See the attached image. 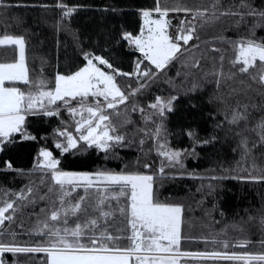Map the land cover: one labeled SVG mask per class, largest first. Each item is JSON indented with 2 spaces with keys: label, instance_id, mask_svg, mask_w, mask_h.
Returning <instances> with one entry per match:
<instances>
[{
  "label": "snow or ice",
  "instance_id": "1",
  "mask_svg": "<svg viewBox=\"0 0 264 264\" xmlns=\"http://www.w3.org/2000/svg\"><path fill=\"white\" fill-rule=\"evenodd\" d=\"M3 6L4 0H0V7ZM51 7L59 10V27L84 6L58 0ZM111 11L118 9L112 8ZM138 14L142 20L138 34L123 31L120 37L140 53L132 72L121 71L103 55L85 52L82 54L85 63L75 71L57 73L51 82L32 80L27 66L25 38L13 35L0 38V45L18 48L17 60L0 62V153L18 141L38 140L29 130L30 118L59 117L61 111H65L74 122V130L69 131L67 123L61 120L64 127L53 130V148L39 149L31 173L14 168L10 160L4 162V170L18 175L39 174L40 180L39 184L29 180L24 190L5 192L0 197V264H9L6 254L14 257L44 254L41 264H181L183 257L264 264V252L181 251L182 239H192L183 236V206L159 200L154 175L106 169L77 172L62 168L66 154L83 155L96 150L109 158L114 157L118 149L129 146L126 134L120 129L133 123L129 111H145L137 103L129 107L130 99L150 87L174 61L191 55L192 49H199L198 43H192L199 40L198 24L202 28L224 16L239 17L237 25L246 16L257 18L247 36L239 40L218 39L231 44L235 53L229 60L235 71L230 72L228 78L244 74L264 90V38L256 37L254 31L257 26L264 27V10L251 8L247 0H239L238 6L229 5L227 8H221V0H212L207 7L196 8L183 5L167 7L164 0H153L152 7L139 9ZM173 14H183L184 18L174 31H170L174 26L169 16ZM211 51L221 52L218 48ZM224 60V55H219L220 69L213 75H225ZM193 66L198 68L199 61H195ZM118 77H134L137 86L132 88L128 85L122 89L117 82ZM49 83L51 87H48ZM175 99L174 96L166 99L156 97L155 102L149 105L154 111L145 119L164 117L173 111ZM247 119L245 113L235 111L229 122L238 124ZM161 129L162 125L156 127L149 138L155 137L159 141ZM251 131L256 138L251 142L247 137L241 140L242 159L250 156L254 149H264V118ZM188 134L195 139V132ZM157 154L164 156L171 166L180 163L181 152L166 149L165 144L158 143ZM143 167L150 168L151 165L145 163ZM251 167L253 171L257 169L254 159ZM159 173H164L163 164ZM260 173L253 175L249 172L247 176L234 178L264 181V169H260ZM40 186L46 189L43 195H38ZM38 201H46V207L40 209L43 215L37 214L35 224L24 231L18 216L23 208ZM117 215L121 218L120 227L115 226ZM12 223H17L21 231L6 233L5 229ZM261 224L264 225V218ZM24 235L29 239H18ZM220 243L225 249L229 247L228 241ZM249 243L241 241L236 246L247 248ZM261 245L264 246V241ZM12 264H18V261L14 260Z\"/></svg>",
  "mask_w": 264,
  "mask_h": 264
},
{
  "label": "trees",
  "instance_id": "2",
  "mask_svg": "<svg viewBox=\"0 0 264 264\" xmlns=\"http://www.w3.org/2000/svg\"><path fill=\"white\" fill-rule=\"evenodd\" d=\"M58 0H4L0 7V38L4 35L23 36L26 41V60L32 80L44 79L51 82L57 73L68 74L83 66V53L93 52L103 55L113 65L124 72H132L140 53L120 39L123 31L138 34L142 20L138 10L153 6V0H67L70 5H83L70 19L57 27L60 13L51 7ZM212 0H164L165 6L183 5L191 8L207 7ZM251 8L264 10V0H247ZM45 5L49 7H45ZM239 5V0H221V8ZM112 8L118 11H111ZM108 9V11H104ZM233 10H236L235 8ZM183 14L169 16L174 31ZM190 19V17H189ZM239 17L224 16L219 20L197 26L199 49H192L174 61L165 73H161L150 87L129 101L144 108L142 112H130L133 121L121 128L126 134L129 146L118 149L113 157L105 158L104 153L90 150L83 155L66 154L61 166L66 171L94 172L106 169L114 172L133 171L154 175L158 198L161 202L178 204L184 209L183 236L181 251L204 252L226 251L228 253L264 252V181L243 180L234 177L247 176L249 172L259 175L264 169V149H254L244 159L241 140L249 142L256 138L251 131L258 121L264 118V90L251 81L247 75L236 74L228 78L235 69L229 63L234 57L233 47L218 37L239 40L247 36L249 29L257 23V18L245 17L237 25ZM256 37L264 38V27L254 29ZM218 48L220 53L211 49ZM224 55V76L213 75L220 69L219 55ZM18 59L16 46H0V62H14ZM199 67H194L195 61ZM219 81V82H218ZM122 89L128 85L137 86L134 77H118ZM23 87V86H22ZM51 87V83L48 84ZM176 97L173 111L164 117H145L154 110L149 105L156 97L166 99ZM235 111L245 113L247 121L232 124ZM123 117H121L122 119ZM61 120L73 131L74 123L65 111L59 117L30 118V132L37 141H18L0 153V197L5 192L18 193L24 190L29 180L39 184V174L18 175L4 170V162L10 160L16 169L31 173L34 158L41 147L53 148V130L62 128ZM162 125L159 141L149 138L156 127ZM144 129V131H139ZM195 132V139L188 133ZM147 134V135H146ZM48 137L47 140L43 137ZM144 143L141 144L140 141ZM196 141H199L197 143ZM204 141H209L204 143ZM165 144L166 149L181 152L180 163L171 166L169 161L157 154V146ZM54 152L58 151L53 149ZM253 159L257 165L252 170ZM148 163L150 168H144ZM164 166V173L159 168ZM247 169L248 171H245ZM46 191L40 186L38 195ZM14 198V197H13ZM46 201L23 208L18 221L23 230L30 229L36 222ZM71 223V222H70ZM115 226L120 227L121 218L117 215ZM21 231L17 223L9 225L5 232ZM209 242H205V239ZM10 239V237H9ZM19 240H28L24 235ZM215 240L216 243L211 241ZM220 241H228L225 249ZM250 241L247 248L236 245ZM126 243V242H122ZM8 256L9 264H41L44 254ZM181 264H243L242 261L204 260L183 257Z\"/></svg>",
  "mask_w": 264,
  "mask_h": 264
},
{
  "label": "rangeland",
  "instance_id": "3",
  "mask_svg": "<svg viewBox=\"0 0 264 264\" xmlns=\"http://www.w3.org/2000/svg\"><path fill=\"white\" fill-rule=\"evenodd\" d=\"M0 46H12V45H0Z\"/></svg>",
  "mask_w": 264,
  "mask_h": 264
}]
</instances>
